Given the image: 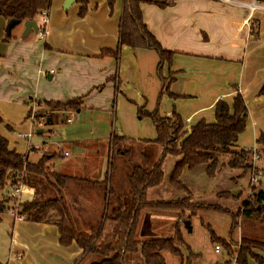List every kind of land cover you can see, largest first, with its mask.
<instances>
[{
  "label": "crops",
  "instance_id": "0c3cea01",
  "mask_svg": "<svg viewBox=\"0 0 264 264\" xmlns=\"http://www.w3.org/2000/svg\"><path fill=\"white\" fill-rule=\"evenodd\" d=\"M166 1L169 5L163 9L147 4L140 7L148 31L164 49L175 53L171 66L164 67L163 76L167 77L172 73L168 91L176 98L171 99L165 93L164 104L167 105L165 104L163 108L162 116L168 117L172 111H175L182 118L187 133H190L191 127L201 120L209 124L213 123L214 105L219 100L230 102L235 88L244 97L248 111L246 129L239 136L236 147L241 149L245 146H253L251 149L255 148L260 152L259 161H261L264 148L257 143V140L264 135V94H259V89L264 84V8H261L264 3L253 4L251 1L242 0ZM64 4L65 0L51 2L54 10L50 8L47 14L43 48L41 46L36 48L32 41L25 40L33 31L22 38L23 28L15 32L14 27L10 35H7L5 29L8 21L0 18V42L11 48L10 53H2L4 55L0 61V75L18 72L30 78L28 69L35 61L34 54L50 59L58 65L57 77L60 81L65 78L66 63L86 64L88 68L85 71L79 70V77H82L86 91L84 96L97 98L102 92L111 89L115 94V90H118L120 80L116 69L120 58L124 55L132 60L135 69L144 70L155 97L161 84L156 75L158 57L154 51L133 50L122 46L118 61L111 57H100L102 50L117 49L122 0H116L112 13L108 8L107 0H88V11L83 18L78 17L80 4L74 2L69 7L68 10L75 8V12L70 16L65 13L68 10H64ZM40 20L39 16L34 20L38 28L42 25L39 23ZM96 58H101L98 60L99 63ZM87 71L93 73L94 78ZM52 74L47 76L48 80H54L56 72ZM112 77L114 80L110 79ZM82 90L84 91L83 87ZM145 94L140 95L136 92L140 103L147 98ZM5 96L11 104L23 101V98L16 101L15 95ZM55 98L39 102L65 103L61 102L65 98L64 94L58 99ZM76 101L81 102L79 109L76 110L80 112L84 103L82 98ZM142 107L145 108L144 104ZM3 120V115L0 113V124H4L7 132L12 131V127ZM50 123L56 122L49 119L47 124ZM0 135L8 141L9 149L25 156L28 163L36 164L44 156L41 155L40 158L32 161L30 158L36 151L35 148H30L27 152L19 151L7 134L0 131ZM152 140L140 139L146 145H153L148 142ZM61 143L65 145L68 142L61 141ZM65 152L69 153L68 158H70V152L68 150ZM78 152L76 159L79 163L70 161L71 163L61 164L60 159L64 161L68 158H64L54 150L50 155H46L48 159L46 166L50 172L73 178L61 191L63 200L67 203V196L70 197L72 194V202L75 201L76 206L72 205L71 210L76 208L80 216L94 219L102 212L103 197L99 192L101 187L96 186L99 188L93 191L86 186L91 183L93 177L98 176L102 161L95 162L96 160L90 159L86 162L84 159V163H80L85 151ZM58 164L61 166L59 169H57ZM94 183L101 185L102 180ZM78 185H82L81 188H77ZM28 188L30 192L23 195V201L32 200L34 196L42 199L54 195L50 184L41 178L34 180ZM14 223L4 256L6 252L7 255L0 257V264H74L76 260L78 264L93 262L89 255H82V250L75 242L68 247H62L58 242L57 227L52 221L33 223L23 220ZM92 223L96 226L95 220ZM92 228L89 226L83 228V232L91 233Z\"/></svg>",
  "mask_w": 264,
  "mask_h": 264
},
{
  "label": "rangeland",
  "instance_id": "374dc122",
  "mask_svg": "<svg viewBox=\"0 0 264 264\" xmlns=\"http://www.w3.org/2000/svg\"><path fill=\"white\" fill-rule=\"evenodd\" d=\"M51 8L54 10L53 6ZM74 12L75 8H72L65 13L70 16ZM39 17L41 19V15ZM39 23H41V20ZM21 28L24 30L23 23L15 26L14 31L18 32ZM22 33L23 31L21 35ZM25 40L32 41L36 48H39L38 46L44 47V39H39L34 32H31ZM10 51V47L2 45L0 42V61L3 59L2 55L4 54L2 53H10ZM34 59L35 61L32 62L29 66L30 69H28L31 75L30 78L24 77L18 72L0 75V113L3 115L4 123H8L12 127V131L7 132L4 124L1 123L0 131L9 136L10 141L16 144L19 151L27 152L30 148H35L36 151L31 154L30 158L32 161L37 160L41 155L48 156L54 150L58 151L61 156L62 152L68 150L71 154L70 158L67 157L68 159H64V161L60 159L61 164L71 163L70 161L79 163L76 159V153L78 154L79 150H84L86 156L84 154V157H81L83 160L80 163H84V159L86 162L90 159L91 161L96 160L95 162L102 161V167L99 170L98 176L93 177L90 180L91 183L86 187L92 188L93 191H97L95 189L101 187V190H99L100 196L104 198L102 185L94 182L101 180L104 182L106 180L108 187L114 193V197L129 204L131 202L129 176L139 166L149 171L158 161L161 154L160 147L146 145L140 141V139L154 140L156 132L149 118H140L138 109L143 108L147 112H150L148 111L149 109L152 111L157 109L160 116H162V113H164L163 108L167 105V103H165L166 105L164 104L166 98L164 95L166 94H162L159 98L160 90H158L154 97L153 91H151V84L149 83V79L146 78L144 70L135 69L132 60L124 57V55L120 58V63L118 62L116 69L120 80L118 90H115V94L111 92V89L102 92L97 98H95L96 96L93 98L84 96L86 91L82 83V77H79V70L85 71L88 68L86 64L66 63L64 65L66 67L65 78L60 81L57 77V64L38 54H34ZM96 59L98 62L101 58ZM50 70L56 72L54 80H48L47 76L53 75L50 73ZM38 72H43L44 74L41 75ZM87 72L89 75L92 74V78H94L93 73ZM136 92H139L140 95L146 93L147 98L142 100L143 103L137 100ZM62 94L65 95V98L61 102L82 98L84 103L80 112L72 109L68 110V112H72L73 114L72 121L69 123L66 122V118L69 117L67 113L63 115L61 111H51L45 107L43 102H39L53 97L58 99ZM5 95H15L16 101L21 98H23V101L11 104ZM34 102H38L40 105V109L38 110L39 107L37 108L38 115L43 114L42 112L46 113L42 117L43 121L45 119V123L49 119L56 123L46 124L43 128L38 126V120L32 123L27 118V114L29 108L34 105ZM143 104L145 108L142 107ZM28 133L32 134L30 145L18 137L19 134ZM113 136H124V139L113 144ZM61 141H67L68 143L63 145ZM44 143L47 145L42 150L40 148L44 147ZM248 147L251 149L253 146ZM248 147L245 146L243 149H247ZM64 149L66 150L64 151ZM234 150L239 149L234 148ZM176 160L177 158L170 155L165 157L163 161V182L159 187L148 190L147 199L149 201H176L187 197V193L173 188L168 181L170 171ZM227 160L228 157L226 156L220 157V162L223 164ZM261 161L257 162V166L263 172L264 155ZM59 168L61 166L58 164L57 169ZM204 168V166H200L191 172H185L182 176L181 181L190 190L191 202L217 205L235 212L240 203L245 201L247 196L250 195V190L246 189L249 176L239 179L240 173L238 170L222 167L213 178H209L205 175ZM97 178L98 180H96ZM260 185L261 188H264L263 178H261ZM81 186L78 185L77 188H81ZM9 190V184L6 182L3 188L0 189V199L3 197L2 200H4ZM220 192H228L233 195L241 192L242 196L238 201L226 198L221 199L216 197ZM56 195H52L53 198ZM70 197L67 196L66 205L70 212L72 211L71 215L78 230L83 232V228L86 229L89 226L93 227L91 233H95L101 229L103 237L110 233L112 223L109 219L103 222V219L106 215H110L115 203L114 197L111 196L109 199L111 208L106 206L104 199L101 201V215L94 219L93 217L80 216L76 208L71 210L70 207L72 205L75 207L76 202H72V194ZM50 217H52V220L56 219L55 215ZM93 220L96 221V226L93 225ZM187 221L190 223V230L185 225ZM140 222L139 239L149 237L172 238L175 234L176 226H178L177 229L181 234L183 242V245L178 247L182 253V258L180 259L170 253L164 252L162 256L166 264H180L182 259L185 261L189 255L188 248L193 254L197 255L192 260V264H222L229 260L225 250L222 248L219 253L214 252L216 242L211 241L212 235L219 241L229 240L232 225V218L229 214L199 209L194 214H191L188 210L182 213L179 210L151 209L142 214ZM236 223V229L231 236L235 241L239 242L243 238L264 242V218L260 221H253L240 217L236 220ZM12 225H15L14 218L5 212L1 214L0 257H6L7 255L6 252L4 256L5 251H7ZM141 232H147V235L142 236ZM89 258L92 261H100L101 259L94 254H90ZM233 260L231 259L232 262ZM124 264H144V262L139 252H132L125 255ZM248 264L255 263L249 261Z\"/></svg>",
  "mask_w": 264,
  "mask_h": 264
},
{
  "label": "trees",
  "instance_id": "16d2710c",
  "mask_svg": "<svg viewBox=\"0 0 264 264\" xmlns=\"http://www.w3.org/2000/svg\"><path fill=\"white\" fill-rule=\"evenodd\" d=\"M51 2L52 0H0V18L5 21L18 20L20 23L35 20L42 13L47 16ZM115 2L116 0H107L111 13ZM258 2L264 3V0H258ZM76 3L81 5L78 17L83 18L88 11V0H76ZM144 4L162 9L169 5L166 0H122L117 49L115 51L102 50L100 57H111L118 61L122 46L133 50L154 51L158 57L156 75L161 84L159 98L167 93L171 99H175L176 97L168 91L172 73H169L167 77L163 76L164 67L171 66L175 53L164 49L146 28L140 8ZM110 79L114 80V77ZM233 90L234 94L230 102L219 100L214 105V122L209 124L201 120L191 127L190 133H187L182 118L175 111H172L170 116L163 117L157 109L152 112H147L143 108L138 109L140 118H149L155 128L156 138L149 143L161 148L160 158L149 171L141 166L133 170L128 178L131 195L129 204L114 197L106 180L101 183L103 199L107 207H109L110 197L115 198L110 215H106L103 219V222L109 219L112 223V229L105 237H103L102 229L95 233H85L76 228L71 212L61 195V191L73 178L50 172L46 166L47 156H43L36 164L28 163L25 156L9 149L8 141L1 135L0 189L14 173L24 172L27 187L38 178L46 180L54 194H57L55 198L41 199L34 196L32 200L23 201L20 214L25 215L26 220L33 223L52 221L57 227L58 242L62 247H68L75 242L82 250V255L94 254L101 258L100 261H93L90 264H124L125 255L132 252H139L144 264H166L162 256L164 252L181 259L182 253L178 247L182 246L183 242L177 229L178 226L172 238H138L142 214L151 209L179 210L182 213L188 210L191 214L199 209L229 214L232 218L229 240L219 241L214 235L211 236V241H215V246H219L220 250L221 248L225 250L229 259L222 264H248L249 261L264 264V242L243 238L237 242L231 238L238 218L253 221H260L264 218V188L260 187V183L254 185L250 182L254 174L251 162L252 153L243 148L234 150V148L238 149L236 143L246 129L248 111L244 97L235 88ZM259 94H264V84L259 89ZM44 105L51 111H68L78 110L81 102L76 100L65 103L45 102ZM123 139V137L113 136L112 142L115 144ZM257 143L264 148V135L260 136ZM167 155L177 158L169 174L170 185L188 195L176 201H149L147 199L148 190L159 187L163 182V161ZM221 156L228 157L225 164L220 162ZM200 166L205 167V175L209 178H213L222 167L238 170L239 179L249 176L246 189L250 190V195L240 203L235 212L217 205L191 202L190 190L181 179L185 172H191ZM241 196V192L236 195L220 192L216 195L218 198L234 201L240 200ZM4 202L5 199L0 200V215L4 213ZM50 214H54L56 219L50 220L52 218ZM188 251V257L185 261L182 259L180 264H192V260L197 257L189 248ZM231 259H234L233 262ZM77 261L74 264H78Z\"/></svg>",
  "mask_w": 264,
  "mask_h": 264
},
{
  "label": "built area",
  "instance_id": "2783aa9c",
  "mask_svg": "<svg viewBox=\"0 0 264 264\" xmlns=\"http://www.w3.org/2000/svg\"><path fill=\"white\" fill-rule=\"evenodd\" d=\"M251 2L253 4L258 3V0H251ZM261 8H264V6H262ZM47 22V16L45 13L41 14V28H38V36L39 38H43L44 34H45V25ZM50 73H53V71H50ZM39 107V108H38ZM37 108L38 110L40 109V105L38 104V102H34V105H32L29 108L28 114H27V118L34 123L35 120H38V126L39 127H44L48 122H44L43 118L45 116L46 113L42 112L43 114L38 115L37 114ZM61 113L63 115H65L64 113H67L69 115L68 118H66V122L69 123L72 121L73 118V114L72 112H68V111H61ZM18 137L24 141H26L28 143V145H30V139L32 138V134L28 133V134H19ZM47 144L44 143V147H41L40 149L43 150V148H45ZM247 151H250L252 153L251 155V162H252V168L254 171V174L251 177V184H259L261 182V178L264 179V175L263 172L260 171L259 167L257 166V162H259L260 160V154L258 153L259 151L255 148L252 149H247ZM62 156L63 157H69V153L68 152H62ZM8 184H9V188L10 190L7 192V195L5 197V202H4V212L11 215L14 218V221H23L26 220L25 215L20 214V207H21V203L23 202L22 197L24 194L29 193L30 189L25 185V181H24V172L21 173H14L12 175H10V177L7 180ZM250 194V192H249ZM215 253H219L220 252V247L219 246H215L214 249Z\"/></svg>",
  "mask_w": 264,
  "mask_h": 264
},
{
  "label": "water",
  "instance_id": "95a60500",
  "mask_svg": "<svg viewBox=\"0 0 264 264\" xmlns=\"http://www.w3.org/2000/svg\"><path fill=\"white\" fill-rule=\"evenodd\" d=\"M76 2V0H65V4L63 6L64 10H68L69 7L74 3ZM20 23V21L18 20H9L8 23H7V26H6V29H5V32L7 35H10L11 33V30L17 26L18 24ZM23 25H24V30H23V33H22V38H24L30 31H33L34 33H38V26L36 24V22L34 20H28V21H25L23 22ZM49 122V120H48ZM38 133H40V131H38ZM190 223L187 221L185 222V225L186 227L190 230ZM142 233V236H146L147 235V232H141Z\"/></svg>",
  "mask_w": 264,
  "mask_h": 264
}]
</instances>
